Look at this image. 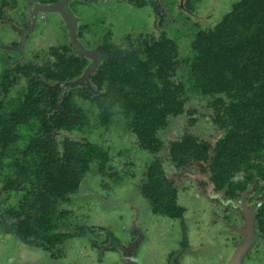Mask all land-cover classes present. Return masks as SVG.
I'll use <instances>...</instances> for the list:
<instances>
[{
  "label": "trees",
  "instance_id": "1",
  "mask_svg": "<svg viewBox=\"0 0 264 264\" xmlns=\"http://www.w3.org/2000/svg\"><path fill=\"white\" fill-rule=\"evenodd\" d=\"M192 46L191 85L215 97L213 120L223 133L213 144L193 134L173 140L170 156L180 168L198 163L201 169L213 171L217 186L223 187L229 171L249 168L253 155L264 149V0L238 1L215 26L199 30ZM107 50L109 56L92 75V85L79 93L99 108L102 125H111L120 112L140 146L158 152L163 145L159 130L168 125L170 116L184 113L187 103V84L174 79L179 44L163 32L141 44L129 38L127 46ZM60 60L52 75L60 82L80 74L85 66L79 57ZM55 88L59 87L41 86L34 77L26 101L0 118V171L3 158L23 137L17 123H26L23 129L34 128L13 163V174L3 184L7 192L22 196L18 206H0V227L46 251L77 235L61 230L68 212L60 205L80 188L91 163L109 155L92 141L57 138L61 130L84 129L90 118L72 92H55ZM146 176L142 194L152 211L183 217L186 208L179 203V189L160 157L152 161Z\"/></svg>",
  "mask_w": 264,
  "mask_h": 264
},
{
  "label": "rangeland",
  "instance_id": "2",
  "mask_svg": "<svg viewBox=\"0 0 264 264\" xmlns=\"http://www.w3.org/2000/svg\"><path fill=\"white\" fill-rule=\"evenodd\" d=\"M237 1L239 0H204L196 4L195 11H187L183 0H156V5L161 6L162 17L155 12L153 5H148L147 11L143 13L126 10L120 6L122 4L110 6L113 14L110 13L108 17L107 30L110 31L111 42L126 46L131 36L135 43L141 44L146 39L159 37L163 31L177 41L180 57L174 79L187 84L185 112L169 117L168 125L159 130L158 135L163 141L161 149L150 152L140 146L129 128L128 119L120 112L116 113L111 125L104 126L100 123L99 108L79 93V86L85 83L92 85L89 77L83 83L70 85L71 88L77 87L72 90L74 100L85 109L90 122L81 130H61L57 133V138L62 141L70 136L97 143L108 150V159L94 160L83 177L80 188L60 205L62 210L68 212L61 230L77 234L75 237L46 251L23 243L0 227V264H127L126 254H129L133 264L132 253L135 249L143 254L146 264H153L151 260L154 259L158 263L162 261L169 247L171 250L179 246L182 227L179 219L155 214L149 200L142 194L148 168L156 157L162 159L167 175L179 189V203L186 208L185 218L190 225L189 229L198 222L210 221L213 214L210 216L209 213L214 205L211 203L214 198L211 197L217 194L211 190L209 176L205 177L204 172L199 171L198 163L178 167L171 159L170 143L193 134L200 140L213 144L223 133L213 120L215 109L212 100L215 97L201 93L191 85L190 64L195 56L192 42L199 30L215 26ZM24 12L25 10L20 11L18 8L13 9L14 15L22 21L27 19L23 17ZM56 28V21L44 23L42 36L33 40L27 59L38 63L54 60L51 44L62 42L65 36L64 32H58ZM10 30L8 26L0 25V39L9 41L13 35ZM77 46L81 52L85 49L90 55L91 52L96 54L89 47ZM25 89V81L15 85L5 96L8 103L16 100ZM1 92L0 87V96ZM33 129L21 130L22 139L4 161L3 170L0 171V190L3 191L0 206L19 205L22 194L16 191L6 193L2 187L8 176L13 174V163L21 157L20 150L34 133ZM2 211L0 210V219ZM206 225L203 227H207ZM194 229L195 232L201 231L196 230L195 226Z\"/></svg>",
  "mask_w": 264,
  "mask_h": 264
},
{
  "label": "flooded vegetation",
  "instance_id": "3",
  "mask_svg": "<svg viewBox=\"0 0 264 264\" xmlns=\"http://www.w3.org/2000/svg\"><path fill=\"white\" fill-rule=\"evenodd\" d=\"M203 1L192 0L190 5L187 0H183V6L187 11H195L196 4ZM116 4H122L120 6L124 9L137 13L146 12L148 5H153L155 12H158L160 17L163 16L160 14L161 6L156 5V0H0V25L8 26L13 34L9 41L0 39V87L4 96H0V118L8 117L14 110L19 109L20 103L26 101L29 92H33L30 90V85L34 77L43 87H59L54 89L55 92H72L77 88H71L69 82L79 77L91 61L88 55L79 50L77 44L81 48L89 47L96 51L100 58L98 69L103 60L109 56L107 48L120 46L109 40L111 34L107 30L108 17L110 13L113 14L110 6ZM234 4L235 2L230 10ZM48 5L54 7L42 11L46 10ZM15 8L20 11L25 10L23 17L27 19L19 20L13 13ZM48 21H56V30L65 34L62 42L51 44V55L54 60L38 63L33 59H27L33 40L42 36L44 23ZM72 32L75 33L74 36ZM94 53L91 52L96 57L97 54ZM63 57L74 59L79 57L85 62V66L80 74L60 82L52 75L61 61L60 58ZM94 73L88 79L90 82ZM20 81L26 82V89L22 91L24 93H20L16 100L8 103L5 96ZM86 86L90 85L85 83L79 86V92ZM25 124L19 122L17 126L23 129ZM21 139L22 137L17 142ZM8 155L3 158L4 161ZM199 171L204 172L205 177L209 176L211 190L217 194L211 197L214 198L211 201L214 205L209 214L210 216L213 214V217L211 216L209 222L204 220L194 225L196 230H201L200 232H195L194 226L189 229L190 225L186 222L185 213L183 217L176 218L180 220L182 227V239L177 240L180 241L179 246L171 250L169 247V251L159 263L156 259L151 262L153 264H197L198 262L264 264V149L253 155L249 168L229 171V179L223 187L217 186L213 171L201 168ZM204 224H207V227L204 228ZM137 251L135 249L132 253L133 264H146L143 254Z\"/></svg>",
  "mask_w": 264,
  "mask_h": 264
},
{
  "label": "water",
  "instance_id": "4",
  "mask_svg": "<svg viewBox=\"0 0 264 264\" xmlns=\"http://www.w3.org/2000/svg\"><path fill=\"white\" fill-rule=\"evenodd\" d=\"M54 7V5H48L47 8H45L46 10H42V11H47V9H52ZM86 55L91 57V61L88 63L87 67L85 68V70L80 74L79 77H77L76 79H74L73 81L69 82L70 85L75 86L77 83H83V81H85L88 77L91 76L92 73H94L98 67V63L100 61V58L98 56V54L96 55V57L93 58L92 55H90V53L88 54L87 50H82ZM129 254H126L125 256V261L127 260V264H132L130 261V256Z\"/></svg>",
  "mask_w": 264,
  "mask_h": 264
}]
</instances>
